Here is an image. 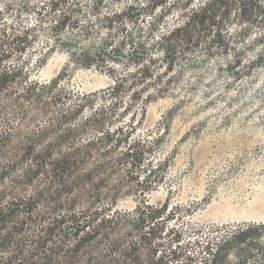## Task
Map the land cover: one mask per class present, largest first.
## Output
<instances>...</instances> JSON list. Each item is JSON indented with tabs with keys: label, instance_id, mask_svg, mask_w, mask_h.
I'll return each instance as SVG.
<instances>
[{
	"label": "trees",
	"instance_id": "obj_1",
	"mask_svg": "<svg viewBox=\"0 0 264 264\" xmlns=\"http://www.w3.org/2000/svg\"><path fill=\"white\" fill-rule=\"evenodd\" d=\"M64 3L48 1L56 15L35 65L62 51L67 62L105 74L113 97L150 99L149 82L157 84L151 92H163L176 67H210L218 77L227 71L226 81L240 84L253 78L264 94V0ZM30 33L0 30V96L9 94L15 106L28 100L27 111L36 106L45 113L50 86L29 80L20 93L12 91L10 84L24 77L5 65L12 52L30 47ZM82 107L61 112L52 127L0 130V264H264V221L204 228L144 201L122 211V184H112L108 163L89 161L100 154L99 143L70 141L86 130L67 127ZM141 150L125 145L116 161L140 164Z\"/></svg>",
	"mask_w": 264,
	"mask_h": 264
},
{
	"label": "rangeland",
	"instance_id": "obj_2",
	"mask_svg": "<svg viewBox=\"0 0 264 264\" xmlns=\"http://www.w3.org/2000/svg\"><path fill=\"white\" fill-rule=\"evenodd\" d=\"M48 1L0 0V30L28 29L32 34L30 47L22 54L12 52L5 63L18 67L24 77L10 87L20 93L29 80L49 85L45 100L51 103L45 113L36 106L27 111L30 101L15 106L9 94L1 95L5 109L0 130L25 133L52 127L61 112L82 105L67 127L86 130L70 141L99 143L100 154L89 161L108 163L112 184H122V211L144 201L165 206L179 223L204 228L264 221V94L257 92L259 84L253 78L246 84L227 82V71L218 77L210 67L197 72L176 67L172 75L177 77L163 92H151L157 84L149 82L145 89L153 93L150 99L128 92L109 96L111 80L105 74L67 62L62 51L53 50L35 65L56 15ZM31 55L30 64L21 67ZM129 144L142 149L140 164L116 161Z\"/></svg>",
	"mask_w": 264,
	"mask_h": 264
}]
</instances>
